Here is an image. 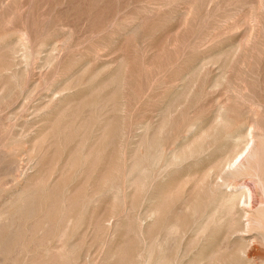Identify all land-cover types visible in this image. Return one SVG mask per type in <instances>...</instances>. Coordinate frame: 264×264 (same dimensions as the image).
<instances>
[{"label": "bare ground", "instance_id": "1", "mask_svg": "<svg viewBox=\"0 0 264 264\" xmlns=\"http://www.w3.org/2000/svg\"><path fill=\"white\" fill-rule=\"evenodd\" d=\"M31 1L0 0V260L81 264L103 201L88 264H264V0H108L77 37ZM177 18L172 54L129 65L123 39Z\"/></svg>", "mask_w": 264, "mask_h": 264}, {"label": "rangeland", "instance_id": "2", "mask_svg": "<svg viewBox=\"0 0 264 264\" xmlns=\"http://www.w3.org/2000/svg\"><path fill=\"white\" fill-rule=\"evenodd\" d=\"M43 1H46V0H43ZM52 0H48L47 1V3L46 2H42V0H32L31 2L33 3V5L34 6H36V7H34L33 6V8H34V10H36L37 9V7H38V9L36 10V11H40V10H43V9H45V10H43V12H45V11H47V13H50V11L52 10V12L50 13V15H51V18L52 19H60V20H64L65 22H67V20L68 19H70V18H72L73 20L72 21H68V23L69 24H75V25H77V26H75L76 28H75V36L77 37V35H80V33H84L86 30H84V28H86V27H78V24L80 23V21L82 20V17L84 18V16L85 15H87L88 16V14H87V12L89 13V10L88 9H91L92 10V13H91V18L93 17V14L95 13L94 11H96V13L97 12H99V13H97L98 14V16L96 15V14H94L95 15V17L97 18V19H102V17H103V15H104V17H106L107 15H109V14H111V13H113L112 12V9H114L115 10V7H113V6H115L114 4H116L115 2L113 3H111V5H110V2H108V0H106V1H104V0H101V1H99L98 0V2L97 1H95V0H93V1H95V2H93L92 0H89V2H86V4H85V1H88V0H77V2H76V0H74L75 1V3H74V1L73 0H53V1H55V2H51ZM63 1V2H62ZM67 1H68V3H71L72 2V4H68L67 3ZM228 2L229 3V6H228V3L226 4L225 2ZM241 1V2H240ZM253 1V0H252ZM49 2V3H48ZM51 2V3H50ZM62 2V3H61ZM81 2H83V3H81ZM102 2H108V3H102ZM222 2V3H221ZM225 3V5H224V3ZM235 2V3H234ZM251 2V0H247V1H245V0H220L219 1V8L221 9V10H227V8H228V11L231 9V10H234V9H236L237 10V8H238V6L241 4V3H246L245 4V6H244V8H245V10H247L248 9V5H249V3ZM52 3H54V6H53V4ZM57 3H59V4H57ZM83 5V6H85L84 7V11H83V7H80L81 6V4ZM90 3V4H89ZM96 3V4H95ZM102 3V4H101ZM230 3H233V5L231 4L230 5ZM237 3V4H236ZM43 4V5H42ZM46 6H45V5ZM50 4V5H49ZM63 4V5H62ZM94 4H95V6H94ZM98 4V5H97ZM101 4V5H100ZM104 4V5H103ZM223 5V7H221L222 5ZM57 5V6H56ZM61 5L62 6H64V7H61ZM67 5V6H66ZM79 5V6H78ZM90 5V6H89ZM92 5V6H91ZM101 6V8H100V6ZM110 6L109 8H110V10H109V8L106 10L107 12H105L106 13V15H105V13H104V11H105V9L107 8V6ZM41 6V7H40ZM50 6V7H49ZM56 6V7H55ZM71 7V9H69V7ZM86 6H88V8L86 7ZM98 6H99V8L100 9H103V11H97L99 8H98ZM102 6H104V7H102ZM225 6H226V8H225ZM236 6V7H235ZM46 7L48 8V9H46ZM58 7H59V9L61 8H63L62 9V11L64 10V8H65V10L64 11H66V12H62L61 11V9L59 10L58 9ZM77 7V8H76ZM43 8V9H42ZM79 8H81L82 9V13L79 11V10H81V9H79ZM98 8V9H97ZM55 9V10H54ZM76 9V10H75ZM86 9V10H85ZM97 9V10H96ZM50 10V11H49ZM59 10V11H58ZM75 11V12H74ZM78 11H79V16L80 17H77V13H78ZM71 12H73V15H72V13ZM84 12V13H83ZM101 12H102V14L103 15H101ZM109 12V13H108ZM41 13V12H40ZM46 13V12H45ZM56 13V14H55ZM71 13V14H70ZM64 14V17L62 16ZM69 14H70V17H69ZM82 14V15H81ZM59 15V16H58ZM76 15V16H75ZM101 15V16H100ZM240 15V14H239ZM56 16H58V17H56ZM61 16V17H60ZM99 16H100V18H99ZM75 17H77V18H79V21L77 20L76 21V23H75ZM242 17V16H241ZM64 18V19H63ZM181 20H180V18H177V19H175V20H173V21H171L167 26H165V27H163V28H160L159 30H158V32L157 33H154V34H147V36L145 37V35H142V36H140V35H133V36H131V37H127V38H125V39H123V40H125V42L123 43V44H121V48H120V53H124L125 51H126V54H127V59H128V61H129V65H131L132 67H137V68H139L140 66H141V64L143 63H145V62H155V63H157V62H159L161 59H162V56H164V57H166V56H168L169 54H172V48H171V45L169 44L170 43V40H171V38H172V36H174V34L176 33V30L174 29V28H176V26L179 24V22H180ZM78 23V24H77ZM204 23H206L205 21H204ZM246 25L244 24H242L241 25V28L239 29V31H238V36L240 37H242V32H243V35L245 34L244 33V31L246 32ZM78 28H80L81 30H76V29H78ZM203 28V26L201 25L199 28H195V29H198V30H200V29H202ZM83 29V30H82ZM172 30H174V31H172ZM78 31V32H77ZM83 31V32H82ZM144 31H147V29L145 28L144 29ZM148 31H149V29H148ZM147 31V32H148ZM169 31H172V32H170V35H169ZM168 32V33H167ZM78 33V34H77ZM146 34V33H145ZM171 34H172V36H171ZM232 34H235V32H233ZM232 34H228V36L230 35L231 37H233V35ZM94 34H92L91 36H93ZM164 36V37H163ZM138 37H140V38H138ZM142 37V38H141ZM163 37V39H160V38H162ZM170 39V40H169ZM87 40V41H86ZM161 40V41H160ZM83 41H86V42H83ZM90 41V39H87V38H85V40L84 39H81V45H79L80 46V48H82V47H86V46H88L89 45V42ZM74 42H77V41H73V43ZM79 42V43H80ZM83 42V43H82ZM139 44H138V43ZM159 42V43H158ZM136 44V45H135ZM147 44V45H146ZM123 45V46H122ZM125 45V46H124ZM133 45V46H132ZM140 45V46H139ZM145 45V46H144ZM168 45H170V46H168ZM114 47H120V44L119 43H117V44H114L113 46H112V48H114ZM123 47H124V50H123ZM152 47H155V48H152ZM152 50H151V49ZM159 48V51H161V52H159L157 49ZM127 49V50H126ZM161 49V50H160ZM141 50V51H140ZM157 50V52H156V54L154 55L152 52H154V51H156ZM168 51L170 52V53H168ZM164 53H166V54H164ZM141 55H143L144 57H143V59H142V56ZM154 55V56H153ZM158 55V56H157ZM166 55V56H165ZM152 56V58H150ZM141 57V58H140ZM134 59V61H132ZM144 61V62H143ZM141 62V63H140ZM138 63V64H137ZM42 68H37L36 69V72H35V75H34V77L35 78H39L40 79V77L42 76V74L40 73V72H38V71H40ZM38 70V71H37ZM38 73V74H37ZM137 87V90H138V88H139V86L137 85V84H135V88ZM38 89H39V91H38ZM138 92H140V91H138ZM38 94V95H37ZM39 94H40V86H38V88H35V90H34V92H33V98H36V97H38L39 96ZM36 95V96H35ZM24 97H22V98H19L18 99V101L16 102V104H15V107H17L16 109H18L19 107L17 106V104L18 103H20V102H22L21 100L23 99ZM25 99V98H24ZM137 102H139V103H137V108L135 107V111H137L138 110V112L143 108V102L142 101H139V99L137 98ZM139 108V109H138ZM32 109V108H31ZM18 117H19V115H18ZM19 120L21 119V118H18ZM28 148V147H27ZM28 151H29V149L27 150V151H25L26 153H28ZM25 152H20V153H18V155H19V157L20 158H23V160H21V161H25V162H22L23 163V165H24V167L25 166H27V167H25V168H28L29 169V166H30V164H32L31 163V160H30V156H28V155H30L29 153L26 155L25 154ZM32 151H30V153H31ZM22 154V156H20ZM24 154V155H23ZM31 155H33L34 156V154L33 153H31ZM28 156V160L26 159V157ZM30 160V161H29ZM27 164V165H26ZM51 170V171H50ZM55 172V175H57L58 173H59V171L57 170V171H55V169H53L52 167L51 168H49V176L53 173L54 174V172ZM51 172V173H50ZM47 174V175H48ZM10 173H8L7 175H3L2 177H3V179H2V182H1V179H0V184H6V186H9L10 184H11V182L9 181L10 180ZM8 179V181L9 182H6V180ZM80 181L79 180H75V181H73L72 182V184H71V186H70V191L72 192L74 189L79 193V190L81 191V192H83V186H80ZM3 184V185H4ZM78 184H79V186H78ZM75 186H76V188H75ZM84 186H85V184H84ZM86 187V186H85ZM73 192H75V191H73ZM77 192H75V193H77ZM101 207L100 208H98V209H90V211H89V215H91V217H92V220H93V227H94V229H96V230H94V229H92V227L91 228H89V230H88V232H83V234L82 233H79L78 234V236H77V238H80L81 237V235L84 237V238H81V239H79V244H80V242H82L80 245H79V250L81 251V254H80V257H79V261H81L80 263L82 264H88V261L86 260V259H90V260H94V258H95V261L96 260H99V259H101L102 258V255L104 254V252H106V250L109 248V246L112 244H108L107 242H105V241H108V242H110V239H109V237H110V235L108 234V232H105V228H103V227H99V226H96L95 224H94V222H96L97 221V219H96V215L98 214V212H102L103 211V208L105 207V205H108L106 202H101ZM105 204V205H104ZM105 209H106V207H105ZM92 210H93V213H91L92 212ZM105 211V210H104ZM96 219V220H95ZM97 223V222H96ZM95 225V226H94ZM99 228V229H98ZM104 231H103V230ZM103 232V234H101L102 232ZM91 232V233H90ZM95 232V233H94ZM86 233V234H85ZM90 233V234H89ZM94 233V234H93ZM99 233L101 234V235H99ZM88 234H89V236H88ZM92 234H93V236H92ZM96 235V236H95ZM95 236V237H94ZM98 236H101L100 238L98 237ZM91 237V238H90ZM108 237V238H107ZM86 238V239H85ZM107 238V239H106ZM118 239H116L115 241H119L121 238H123L122 236H120V237H117ZM106 239V240H105ZM109 239V240H108ZM99 240V241H98ZM90 243H89V242ZM96 241V242H95ZM99 242H100V245H98L97 246V244H99ZM105 242V243H104ZM85 243V244H84ZM89 244H90V246H89ZM104 244V245H103ZM113 244H115V243H113ZM88 245V246H87ZM100 246V247H99ZM103 246H104V248H103ZM88 247V248H87ZM96 247H98V248H96ZM86 248V249H85ZM96 248V249H95ZM15 250V252H16V248H14L11 252H9L8 254H5V256L3 255L2 257H1V260H0V262H2L1 264H6L7 263V261H11L10 263L11 264H17V253L18 252H13ZM86 252H85V251ZM94 250V251H93ZM102 250V251H101ZM88 251V252H87ZM90 251V252H89ZM92 251H93V254H91L92 253ZM85 252V253H84ZM95 252V253H94ZM100 252H101V254H100ZM12 253V254H11ZM15 255H14V254ZM89 253V254H88ZM12 255H14V258H16L15 260L12 258ZM86 255H88V257L86 256ZM89 255H92V257H94V258H92L91 256H89ZM83 256V257H82ZM98 257V259H97V257ZM129 256H132L131 255V252H129ZM11 257V258H10ZM85 257V259L83 260V258ZM92 259H91V258ZM259 258V256H255V257H252V264H256V263H258V264H261L262 262V258L261 259H258ZM11 259V260H10ZM13 259V260H12ZM256 259H258V261H260V262H257V260ZM255 260V261H254ZM15 263H14V262ZM8 262V263H9ZM7 263V264H8ZM9 263V264H10ZM35 263V262H34ZM33 263V264H34Z\"/></svg>", "mask_w": 264, "mask_h": 264}]
</instances>
